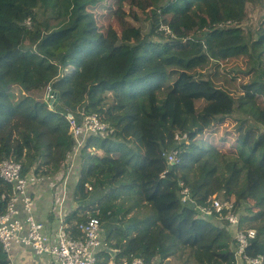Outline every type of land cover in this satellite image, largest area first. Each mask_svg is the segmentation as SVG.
<instances>
[{"label":"trees","instance_id":"obj_1","mask_svg":"<svg viewBox=\"0 0 264 264\" xmlns=\"http://www.w3.org/2000/svg\"><path fill=\"white\" fill-rule=\"evenodd\" d=\"M255 5L263 13L245 29ZM250 73L256 79L243 82ZM199 83L225 110L187 106L185 93L195 95ZM235 108L255 122L239 119V135L226 148L215 134ZM93 113L111 131L90 136L87 157L73 158L68 117L80 122ZM4 159L20 162L24 176L54 177L56 184L77 159L76 206L64 219L75 237L79 223L101 221L106 247L97 264L135 258L235 264L228 220L198 209L221 193L234 196L237 214L249 204L240 227L256 230L247 252L258 255L264 246V0H0ZM13 192L0 177V213ZM0 264H11L1 241Z\"/></svg>","mask_w":264,"mask_h":264},{"label":"built area","instance_id":"obj_2","mask_svg":"<svg viewBox=\"0 0 264 264\" xmlns=\"http://www.w3.org/2000/svg\"><path fill=\"white\" fill-rule=\"evenodd\" d=\"M69 132L76 140V151L73 158L81 156L87 139L94 135H107L108 124L100 115L88 114L79 122L69 115ZM92 151L90 147H86ZM170 163L177 161L176 152L168 155ZM20 162L13 159L0 161V177L13 186V195L9 199L6 210L0 213V241L5 252L11 256V250L16 244L29 245L42 255L51 254L58 264H97L98 253L106 247L101 221L97 217H89L78 224L80 236L75 237L67 231L65 219H60L54 235L45 230V223L38 220L34 214L35 200L30 193L32 175L24 176ZM66 178H68L69 173ZM37 180V179H36ZM38 181V180H37ZM65 181V180H64ZM91 188V187H90ZM5 197V195H4ZM214 195L210 205H200L198 209L204 216H225L234 226L239 224V216L233 211L234 202ZM237 227V226H236ZM254 228L235 231L236 264H264V253L251 255L247 252L251 242L256 237ZM129 264H145L142 258H135Z\"/></svg>","mask_w":264,"mask_h":264},{"label":"crops","instance_id":"obj_3","mask_svg":"<svg viewBox=\"0 0 264 264\" xmlns=\"http://www.w3.org/2000/svg\"><path fill=\"white\" fill-rule=\"evenodd\" d=\"M76 160L77 159H75L73 163H70L71 169H68L72 175L71 178H66L62 183H57L59 188L58 195L54 196L53 192L48 190L51 181L49 182L47 179L41 180V182H33L30 186V192L35 198L34 214L38 220L45 223V230L52 236L57 229L60 219L65 218V216L75 207L72 193L78 175L73 169ZM72 177H74V180L69 184ZM61 180H63L62 176L57 177V181ZM211 216H215L217 219L219 218V220H228L225 216L219 217L215 214ZM238 225H240V222ZM237 228L241 229L240 227L235 226L232 230L235 232ZM10 259L11 264H58V261H56L51 254L44 253L40 255L31 246L23 244H16L12 248Z\"/></svg>","mask_w":264,"mask_h":264},{"label":"rangeland","instance_id":"obj_4","mask_svg":"<svg viewBox=\"0 0 264 264\" xmlns=\"http://www.w3.org/2000/svg\"><path fill=\"white\" fill-rule=\"evenodd\" d=\"M263 13V9L259 6V5H255V6H250L249 8V15H248V19L242 24V27L245 29H251L253 28L259 21V17L261 16V14ZM144 25V30H148V25L146 23H143ZM238 64L241 68H243L244 70H246V66L243 65L242 61H239L237 63H235V65ZM234 65V67H235ZM203 76L205 77L208 74V71L202 70L201 71ZM238 75V74H237ZM243 82L249 84L250 80L253 81L254 79H256V77H254L251 73L250 75H247L246 77L242 78ZM239 81L241 79H238ZM241 82V81H240ZM204 86H206L204 83H202ZM186 86H189V83H185ZM194 86H198L196 89H194V93L195 95H190L189 93H185L183 92V94L185 93L187 99L189 97V100H185V103L187 104V106H195L196 109H210L211 111H217L220 109H224V107H219L216 106L217 102H220L221 99L219 100H215V101H211L207 98V96L205 95L204 91H205V87L201 85V83H199V85H194ZM240 92L242 94H245L246 91H244V89H241ZM233 96H235V93H232ZM190 95V96H189ZM191 98V99H190ZM185 99V96H184ZM183 102V101H182ZM228 102V100L226 101V103ZM260 103V101H259ZM227 106H229L228 108L232 107V103H227ZM225 110V109H224ZM233 117H229L228 119L225 120V122L223 124H221L220 126H218V130L217 133L215 134V136L218 137H223L225 138L224 142H226V148H228L229 146L232 145V142L236 140V136L239 135L238 132V123H239V119H246L249 120V122L251 124H253V122H255L254 118L251 117L250 115H247L245 112H242L238 109L235 108V112L232 115ZM105 122V121H104ZM106 124H108V133L111 131L110 130V125L109 123L106 122ZM227 136V137H226ZM199 138H202L201 136ZM204 138V137H203ZM91 150H94V147H90ZM72 175L69 173L68 178H70ZM37 178V177H36ZM38 180V181H37ZM34 179L32 178L30 180V183L33 182H41V180H46V178H39V179ZM74 180V177H72L71 181L69 184L72 183V181ZM47 181H51L50 188H48V190L53 192V195L56 196L58 195L59 192V188L58 185L56 184V180L54 181V177L51 178H47ZM224 193L219 194L218 196H220L221 198H225V196L223 195ZM231 202L233 203L235 198L234 196H232V198L230 199ZM250 203V202H249ZM251 204V203H250ZM76 206V204H75ZM247 207H249V204L243 203V206L238 210L240 212L239 215V222H240V218H241V214H247L249 213V211H247ZM229 222V221H228ZM229 226H233L230 222H229ZM240 227L241 225H234L233 227ZM231 227V229L233 228ZM241 229H246L248 228L246 225H243V227H240ZM233 231V230H232ZM234 232V231H233ZM235 233V232H234ZM176 263V261H175Z\"/></svg>","mask_w":264,"mask_h":264},{"label":"water","instance_id":"obj_5","mask_svg":"<svg viewBox=\"0 0 264 264\" xmlns=\"http://www.w3.org/2000/svg\"><path fill=\"white\" fill-rule=\"evenodd\" d=\"M49 94V93H48ZM47 94V95H48ZM170 168H172L173 167V164H170V166H169ZM110 250V252H112L113 254L115 253V251L114 250H111V249H109ZM261 254H263L264 253V246H263V248L261 249V252H260Z\"/></svg>","mask_w":264,"mask_h":264}]
</instances>
